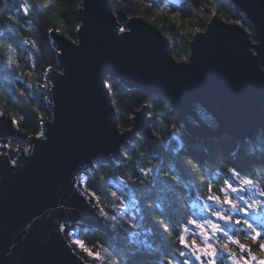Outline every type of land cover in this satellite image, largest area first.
Wrapping results in <instances>:
<instances>
[{"label":"water","instance_id":"obj_1","mask_svg":"<svg viewBox=\"0 0 264 264\" xmlns=\"http://www.w3.org/2000/svg\"><path fill=\"white\" fill-rule=\"evenodd\" d=\"M115 2L82 0L76 41L51 32L58 63L46 77L51 117L42 136L24 134L0 106V141H30L28 153L0 149V264H92L70 245L66 228L112 236L79 176L124 159L138 134L152 138V119L144 105L131 128L121 129L110 78L166 98L194 138L226 133L245 141L264 132V0H232L257 42L214 15L194 35L187 61H177L170 40L144 18L120 25ZM198 108L213 116L214 127L199 119Z\"/></svg>","mask_w":264,"mask_h":264},{"label":"trees","instance_id":"obj_2","mask_svg":"<svg viewBox=\"0 0 264 264\" xmlns=\"http://www.w3.org/2000/svg\"><path fill=\"white\" fill-rule=\"evenodd\" d=\"M81 7L82 0H0V106L24 134H41L43 121L51 117L46 77L58 63L51 32L76 41ZM113 11L122 26L130 18L142 17L157 27L170 40L177 61L189 59L190 42L214 15L240 24L253 42L258 41L256 30L235 11L232 0H116ZM108 86L120 128L130 129L135 112L146 105L152 138L138 134L124 159L89 170L84 190L108 212L112 236L80 228L79 239L100 254L103 264L174 262L181 250L176 234L189 218L200 219L192 201L208 197L209 183L212 192L221 194L224 179L232 180L229 169H233L242 178L259 182L264 190V133L260 130L245 141L226 133L194 138L163 96L128 88L114 78ZM197 110L201 121L216 125L209 112ZM140 168L148 174H139ZM113 191L119 200L111 196ZM115 204L135 208L124 207L127 213L119 214L114 213ZM237 238L251 242L242 234Z\"/></svg>","mask_w":264,"mask_h":264},{"label":"snow or ice","instance_id":"obj_3","mask_svg":"<svg viewBox=\"0 0 264 264\" xmlns=\"http://www.w3.org/2000/svg\"><path fill=\"white\" fill-rule=\"evenodd\" d=\"M25 12H27V9H25ZM120 31L124 32V29ZM197 31H199V29H197ZM24 43L27 44L28 41H24ZM45 87H47V85H45ZM45 99H47V97H45ZM161 103H163V101H161ZM13 124H16L15 120H13ZM40 135L42 136L43 133ZM29 151L30 149H24L25 153ZM11 163L15 165L16 161L12 160ZM229 172L232 176V181H235V183L229 179H224L223 186L220 189L223 193V199L219 196L212 195V184L209 183L208 185L210 194L207 199L210 203L207 206V210L212 219L207 218V216H201L199 220L189 218L181 230L177 232V242L181 249L178 253L181 260L177 261V264H191V261L187 259L189 256L197 261V264H216L219 251H224L226 253V257L230 261V264H264V259L257 260L253 254V246H255L258 247L261 254L264 255V230H258L249 220L243 219V217L249 216L258 209L264 208V205L256 203L255 201L250 202L242 195V193L248 192L250 186L253 184L250 178H242L240 174L233 169H229ZM139 174L146 176L148 173L145 169L140 168ZM121 183H123V181ZM74 187L79 188L80 185L76 184ZM92 195L95 196L94 193H92ZM111 196L119 200L116 191H113ZM212 204L217 206L215 210L212 209ZM224 206L228 207V211H224ZM113 210L114 213H119L121 211L118 204L113 206ZM237 211L242 215L233 220V215L229 214V212L235 213ZM98 212L104 219L109 218L108 212L104 211L102 207L98 208ZM218 221H223L224 224L234 223L237 226L246 227L249 232L245 233V239L253 243L241 242L239 238L234 234H230ZM188 225H191V228H189ZM193 229L195 232L192 231ZM70 235L75 236V234L72 233H70ZM221 235L225 238L226 242H219V237ZM197 237H199V239H197ZM213 241H216V243H213ZM72 242L94 261L99 260L100 254L95 252L92 248L87 247L85 241L73 239ZM234 249H239V255H234Z\"/></svg>","mask_w":264,"mask_h":264},{"label":"rangeland","instance_id":"obj_4","mask_svg":"<svg viewBox=\"0 0 264 264\" xmlns=\"http://www.w3.org/2000/svg\"><path fill=\"white\" fill-rule=\"evenodd\" d=\"M46 85H47V81H46ZM47 89H48V85L46 87V92H47ZM150 118H151V116H150ZM19 142H20V144H19ZM26 148L30 149L29 139H24V140H19V141H16V140L0 141V149H2L3 151H8L12 155H14L19 150L24 151V149H26ZM88 172H90V171L88 170ZM87 175H88V173H83L82 175H80V178H79V182L83 186V188H84V181H85V178ZM228 179L230 181H232L230 177H228ZM120 184H121V182H120ZM211 194L214 196H219L221 199H223V193L222 192H221V194L220 193L217 194V192H211ZM242 195H244L245 198L248 199L250 202L255 201L256 203L264 205V190L262 188V185L259 182L253 181V184L250 186L249 191L246 193H242ZM90 199L93 202V204L95 205L96 210L98 212V208H100V207L98 206L95 199L91 195H90ZM209 203L210 202L208 201L207 197H200V196H197V198H195L192 201V205L194 207H196L197 213L200 216H207V218L212 219V217L209 215V211L207 210V206ZM239 203H242V202H239ZM125 206H127V207H125ZM124 207L127 208L128 210H132V208H135L134 206L124 204V206L120 208L121 211L119 212V214H121L122 212L127 213V210L124 209ZM216 207L217 206L215 204H212L213 210H215ZM224 211H228L227 206H224ZM98 214H99V212H98ZM229 214L233 215L234 220L242 215L238 211L235 213L229 212ZM124 218L126 219V217H124ZM243 219L249 220V222H251L255 227H257L258 230H264V208L258 209L256 212L251 213L249 216L243 217ZM196 220H199V219H196ZM218 222L221 223L220 221H218ZM221 224L226 230L229 231L230 234H234V235L238 234L240 236L241 234L245 235V233L249 232V230L246 227L237 226L235 224H234V227H229L223 223H221ZM188 227L191 228V225H188ZM79 230H80V227L77 225H75V226L73 225L71 227L66 228V231H65L66 232V238H67L68 242L70 243V245L86 261L92 262V264H103L101 258H99L98 261H94L91 257L87 256V254L85 252L81 251L72 242L73 239H79ZM192 231L195 232L194 229ZM70 233L75 234V236L70 235ZM197 239H199V237H197ZM223 239H225V238L221 235L219 237V242L223 243L224 242V241H222ZM213 243H216V241H213ZM252 243L253 242L251 241L249 244H252ZM253 254L255 255L257 260L264 259V255L261 254L258 247L253 246ZM234 255H239V249H234ZM187 259H189L191 261V264H197V261L192 259L191 256L187 257ZM180 260H181V258L178 256V259H174V262L168 261V260H162V261H160L159 264H177V261H180ZM217 261H220L222 264H230V261L227 259L226 253L224 251H219Z\"/></svg>","mask_w":264,"mask_h":264},{"label":"flooded vegetation","instance_id":"obj_5","mask_svg":"<svg viewBox=\"0 0 264 264\" xmlns=\"http://www.w3.org/2000/svg\"><path fill=\"white\" fill-rule=\"evenodd\" d=\"M124 157H125V156H124ZM108 220H109V219H108ZM109 221H110V220H109ZM110 222H111V221H110ZM111 226H112V224H111ZM233 227H234V226H233ZM235 236L237 237V236H238V234H236ZM222 241L226 242V240H225V239H223ZM216 264H222V263H221L220 261H217V260H216Z\"/></svg>","mask_w":264,"mask_h":264},{"label":"bare ground","instance_id":"obj_6","mask_svg":"<svg viewBox=\"0 0 264 264\" xmlns=\"http://www.w3.org/2000/svg\"><path fill=\"white\" fill-rule=\"evenodd\" d=\"M264 133V132H263ZM82 175V174H81ZM79 178H80V176H79Z\"/></svg>","mask_w":264,"mask_h":264}]
</instances>
